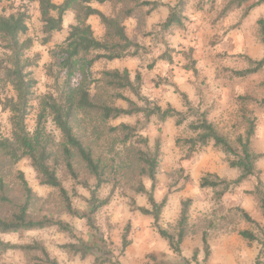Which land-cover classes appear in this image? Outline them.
Returning a JSON list of instances; mask_svg holds the SVG:
<instances>
[{"label":"rangeland","instance_id":"1","mask_svg":"<svg viewBox=\"0 0 264 264\" xmlns=\"http://www.w3.org/2000/svg\"><path fill=\"white\" fill-rule=\"evenodd\" d=\"M52 1L61 4L64 0ZM153 1L158 5L150 15L147 14L148 8H138L131 18L123 22L128 38L140 46L137 55L115 63H96L91 75L93 78H99L103 70L126 68L133 79L135 73L139 72L142 77L140 95L148 102L137 100L128 90L123 94L139 107L147 106L152 109L159 106L165 110L170 106L184 115V122L176 126V118L160 122L155 115L146 120L143 114H138L102 126L98 131L100 134H94L96 141L93 152L101 162L105 184L98 189L95 200H92L90 191L81 183L87 182L93 186L96 181L77 161L75 169L78 181H74L64 168L57 171L68 194L76 193L75 197H70L76 216L63 212L64 205L57 192L52 188L40 186L29 163L26 160L20 161L15 169L23 173L29 187L40 199V207L35 210V214L48 215L66 222L71 226L74 237L60 232L57 228H49L21 236L0 234V240L13 244L40 241L50 257L55 258L59 264L70 261L72 264L81 263L78 256L76 259V256L68 255L59 247L64 244H77V240H82L91 249V256L85 259L88 260L86 264H94L97 257L110 259L115 264H127L124 261L126 250L121 247L124 232H128L131 243L137 237L132 247L134 250L141 245L145 248L142 253L144 255L137 256L130 264H218L222 257L225 258V264H249L253 260L255 249L261 250L259 243L264 241V207L261 208L260 202L250 194L257 184V179L250 177L237 187H229L221 197L217 196V192L224 186L215 190L200 189L199 181L207 174L231 182L240 172L228 167L227 162L231 157L213 148L212 143L203 148L187 143L195 137L187 126L204 114L207 120L214 124L217 132L234 145L237 136L243 135L246 128L242 118L243 110L251 111L256 119V128L250 141V149L253 154L259 156L255 165L261 173V189L264 193V108L240 100L245 96L264 98V65L254 74L245 77L236 75V72L254 66L249 59H264V45L257 25L258 20L264 19V2L253 7L246 16L244 12L247 7L258 0H250L222 16L223 9L230 0H187L184 28L166 33L162 30V24L168 16V7L173 6L176 0ZM17 6L25 9L29 16L25 36L32 39V47L26 55H39L37 68L32 69L33 78L36 80L34 95L38 98L52 92L53 79L48 75L52 62L49 50L65 39L68 26L73 23V13L65 14L63 30L53 33L50 43L42 45L44 35L38 0H0V13L8 15ZM92 6L106 16L115 15L118 8L110 3ZM89 24L95 38L101 39L104 30L99 20L90 19ZM160 56H167L171 63L160 60ZM3 57L4 52L0 48V60ZM12 95L10 86L0 80L2 136H9L10 124L9 114L1 111V104ZM183 95L186 96L188 105L184 104ZM115 104L126 107L124 102ZM35 114L36 112L32 111L26 120L30 132L35 127ZM120 123L135 127L137 134L147 140V147L135 139L121 144L120 135L108 131V128ZM47 127L55 136H59L50 122ZM156 144L159 146L160 157L154 198L157 203H161L163 199L167 202L159 219L160 227L175 235L177 220L174 218L177 214L179 217L181 203L190 200L187 232L194 230V238L190 241L191 246H194V257L192 253L191 257L184 261L180 252H171V249H167L161 242V238L152 229V219L136 211V208L141 206L150 209L146 197L136 192L140 185L149 190L150 181L135 163L134 155L136 150L148 148L153 151ZM209 180L214 178L209 177ZM8 182L13 183L10 179ZM105 199H108V204L92 215L90 211L93 206ZM238 209L244 210L257 222V226L246 222ZM89 217L92 218L93 229L87 225ZM240 230L252 232L258 242L242 240L237 235ZM203 232L207 233L210 246L207 258L202 247L196 248L200 233ZM259 258L264 262V255ZM0 263L30 264L21 252H9L0 256Z\"/></svg>","mask_w":264,"mask_h":264},{"label":"trees","instance_id":"2","mask_svg":"<svg viewBox=\"0 0 264 264\" xmlns=\"http://www.w3.org/2000/svg\"><path fill=\"white\" fill-rule=\"evenodd\" d=\"M250 0H230L223 9L225 13L232 8H240ZM258 0L250 4L244 16L255 6L263 3ZM106 3L118 7L115 15L106 16L92 4L104 5ZM187 0H176L173 6L168 7V16L162 24V30L170 33L175 29L184 28L185 9ZM157 2L153 0H64L56 4L52 0H38V11L42 23V45L51 41L52 34L63 30V17L67 12L73 13V23L68 26L65 39L49 50L52 59L48 68V75L53 79L52 92L38 98L34 95L36 80L33 78L32 69L37 68L39 55L27 56L32 47V39L26 37L28 31L27 11L21 6L14 8L8 15L0 13V48L4 57L0 60V80L9 85L13 95L1 104V111L9 114L10 124L9 136L0 134V234L23 235L24 233L39 231L49 228H57L62 233L74 237L72 228L66 222L54 219L51 216L36 215L40 205V199L33 193L21 171L15 166L22 160H26L33 169L36 180L40 186L54 189L64 205L63 212L76 216L71 206L70 197L76 195L68 194L62 181L58 177V169L64 168L67 174L78 181L75 169L77 161L86 173L93 177L96 183L90 186L82 182L84 188L90 191L92 200L98 189L105 184L101 162L96 159L93 152L94 134H100L101 127L111 121L120 118L133 117L143 114L146 120L156 116L158 121L165 122L176 118V126L184 122V115L168 106L162 110L159 106L152 109L139 107L126 97L123 92L128 90L137 100L147 99L141 97L140 87L142 77L139 72L131 79L127 69L103 70L99 78H93L91 70L100 61L112 62L120 59L133 58L140 50L137 43L132 42L125 33L123 22L131 18L138 8H148L147 14L155 9ZM94 17L99 20L104 34L101 39L94 36L88 20ZM261 42L264 45V19L257 21ZM160 60L171 63L167 56H160ZM249 62L254 65L245 71L236 72L239 77H245L259 71L264 65V59ZM184 104L188 105L186 96L183 95ZM243 103H253L264 108V98L257 99L252 96L240 98ZM124 102L126 107H120L115 102ZM36 102V104H34ZM32 111L36 112L35 127L30 132L26 120ZM242 118L245 123L243 135L237 136L234 145L217 132L214 124L207 120L204 114L196 122L188 124V129L195 134L194 138L187 143L192 146L206 147L212 143V147L220 150L227 157L228 167L239 170V176L227 182L218 176L207 174L199 181L200 189H217L224 186L217 196H223L229 187H237L250 177L257 179V184L252 192L264 207V193L261 189L260 171L256 168L259 156L252 153L250 141L256 128V119L251 111L243 110ZM59 133L55 136L48 129V123ZM112 134H119L121 144H127L135 139L138 143L147 147V140L137 134L135 127L120 123L108 128ZM135 163L140 167L142 173L150 181V189L146 190L142 185L136 192L146 197L150 206L138 207L136 211L145 217L152 219V229L162 239L166 240L169 248L174 253L180 252V244L187 236L189 223L190 200L181 203V210L177 220L176 234H169L159 225L161 212L166 200L157 203L154 198L156 186V172L160 157L159 146L156 144L153 151L136 150ZM214 178V180H209ZM8 179L13 183L8 182ZM108 204V199L93 206L90 213L94 215L97 210ZM242 218L252 225L257 226L244 210L238 209ZM87 225L93 229L92 218H87ZM237 235L248 242L257 241V237L248 230H240ZM122 250L130 245L128 232H124L121 241ZM77 244H64L59 246L68 255L78 256L83 261L91 256V249L82 240ZM261 250L254 264H264L260 256L264 255V241L260 243ZM202 247L205 257L209 256V244L207 234H202ZM9 252H21L30 264H59L50 257L49 252L40 241L30 244H13L0 240V256ZM94 264H115L110 259L95 258ZM1 264V263H0Z\"/></svg>","mask_w":264,"mask_h":264},{"label":"crops","instance_id":"3","mask_svg":"<svg viewBox=\"0 0 264 264\" xmlns=\"http://www.w3.org/2000/svg\"><path fill=\"white\" fill-rule=\"evenodd\" d=\"M90 19H96V18H94V17H91ZM89 19V20H90ZM89 20H88V23H89ZM123 60H125V59H120V60H115V61H112V62H110V63H115V62H119V61H123ZM101 62V61H100ZM107 62V61H106ZM99 63V62H98ZM113 69H118V70H122V68L121 69H119V68H113ZM123 69H126V68H123ZM112 70V69H111ZM128 70V69H127ZM203 190V189H202ZM167 203V202H166ZM194 204H196V202L194 203ZM143 218H145V217H143ZM175 220H178V214L176 215V218H174ZM191 223V222H190ZM192 224H190V226H191ZM192 227V226H191ZM155 232V231H154ZM156 233V232H155ZM204 233V232H203ZM203 233H200V238H199V242H198V245H196V248L198 247V249L199 248H201L202 247V234ZM157 234V233H156ZM207 234V233H206ZM158 235V234H157ZM159 236V235H158ZM135 237V236H134ZM160 237V236H159ZM161 238V237H160ZM194 238V230L192 229V232L191 231H189V232H187V236L185 237V239L183 240V242L180 244V246H179V248H180V253L182 254V261H184V259H188L189 257H191V254L193 253V255H192V257H194V246H191L192 244H191V240ZM161 240V242L167 247V249H170L169 248V246H168V243H167V241L166 240H164V239H160ZM137 241V237H135L134 238V241L132 242V243H130V245L125 249L126 251H125V254H124V256H126V257H124V259H126V260H124L127 264H130L131 263V261H135L136 260V257L138 256H140V255H144V254H142V253H144V251H145V248H144V246L143 245H141L137 250H134L132 247H134L133 245H134V243ZM209 244V243H208ZM210 247V246H209ZM202 249H203V247H202ZM132 252L134 253V255L132 256ZM171 252H173L172 250H171ZM196 252V251H195ZM258 254H259V251L257 250V249H255V254H254V256H253V260L249 263V264H254V262L256 261V259H257V257H258ZM171 255H173V254H171ZM175 256V255H174ZM131 259V260H127V259ZM76 259H78L77 258V256H76ZM225 258H221L220 259V262L218 263V264H225V260H224ZM78 261V260H77ZM66 262V261H65ZM79 262H81L80 264H86V263H88V260H83V261H81V260H79ZM71 263V261L70 262H66L65 264H70ZM76 262H74V264H75ZM72 264V263H71Z\"/></svg>","mask_w":264,"mask_h":264}]
</instances>
